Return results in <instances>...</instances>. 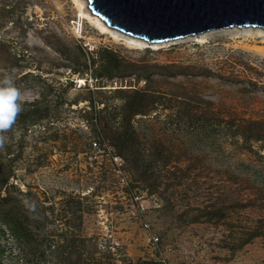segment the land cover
<instances>
[{
  "label": "rangeland",
  "instance_id": "rangeland-1",
  "mask_svg": "<svg viewBox=\"0 0 264 264\" xmlns=\"http://www.w3.org/2000/svg\"><path fill=\"white\" fill-rule=\"evenodd\" d=\"M106 27L0 0V264H264V27Z\"/></svg>",
  "mask_w": 264,
  "mask_h": 264
},
{
  "label": "water",
  "instance_id": "water-1",
  "mask_svg": "<svg viewBox=\"0 0 264 264\" xmlns=\"http://www.w3.org/2000/svg\"><path fill=\"white\" fill-rule=\"evenodd\" d=\"M107 26L147 40L177 39L236 25L264 27V0H87Z\"/></svg>",
  "mask_w": 264,
  "mask_h": 264
},
{
  "label": "clouds",
  "instance_id": "clouds-1",
  "mask_svg": "<svg viewBox=\"0 0 264 264\" xmlns=\"http://www.w3.org/2000/svg\"><path fill=\"white\" fill-rule=\"evenodd\" d=\"M19 97L20 93L11 78H4L0 82V130L9 129L22 110V105L18 103Z\"/></svg>",
  "mask_w": 264,
  "mask_h": 264
},
{
  "label": "bare ground",
  "instance_id": "bare-ground-1",
  "mask_svg": "<svg viewBox=\"0 0 264 264\" xmlns=\"http://www.w3.org/2000/svg\"><path fill=\"white\" fill-rule=\"evenodd\" d=\"M76 4L77 13L82 17L87 19L93 26H95L100 33H105L106 24L102 22L96 15L92 14L90 11H83V4L78 3L77 0H73ZM82 82V81H81Z\"/></svg>",
  "mask_w": 264,
  "mask_h": 264
},
{
  "label": "built area",
  "instance_id": "built-area-1",
  "mask_svg": "<svg viewBox=\"0 0 264 264\" xmlns=\"http://www.w3.org/2000/svg\"><path fill=\"white\" fill-rule=\"evenodd\" d=\"M114 159H116V156L115 157H113V160ZM115 163V162H114ZM116 164V163H115ZM151 240V243H155L156 241H157V239L156 238H152V239H150Z\"/></svg>",
  "mask_w": 264,
  "mask_h": 264
},
{
  "label": "trees",
  "instance_id": "trees-1",
  "mask_svg": "<svg viewBox=\"0 0 264 264\" xmlns=\"http://www.w3.org/2000/svg\"><path fill=\"white\" fill-rule=\"evenodd\" d=\"M23 118H25V117L23 116Z\"/></svg>",
  "mask_w": 264,
  "mask_h": 264
}]
</instances>
